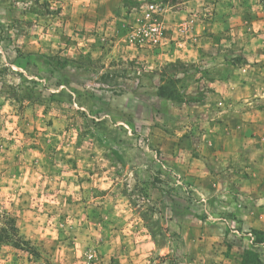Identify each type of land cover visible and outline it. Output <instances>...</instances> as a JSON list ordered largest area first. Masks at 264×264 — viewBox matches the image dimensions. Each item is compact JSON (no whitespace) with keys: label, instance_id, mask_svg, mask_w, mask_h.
Returning a JSON list of instances; mask_svg holds the SVG:
<instances>
[{"label":"rangeland","instance_id":"1","mask_svg":"<svg viewBox=\"0 0 264 264\" xmlns=\"http://www.w3.org/2000/svg\"><path fill=\"white\" fill-rule=\"evenodd\" d=\"M217 1L0 0V264H264V0Z\"/></svg>","mask_w":264,"mask_h":264},{"label":"built area","instance_id":"2","mask_svg":"<svg viewBox=\"0 0 264 264\" xmlns=\"http://www.w3.org/2000/svg\"><path fill=\"white\" fill-rule=\"evenodd\" d=\"M157 7L148 4L141 11V19L132 28L134 40L141 46L158 45L164 37V28L159 18Z\"/></svg>","mask_w":264,"mask_h":264},{"label":"crops","instance_id":"3","mask_svg":"<svg viewBox=\"0 0 264 264\" xmlns=\"http://www.w3.org/2000/svg\"><path fill=\"white\" fill-rule=\"evenodd\" d=\"M202 1V0H201ZM228 2H230V1H228ZM217 5H218V7L220 8V9H222V5H228V3L227 2H225V1H223V0H218L217 2ZM258 7V4L256 3V1H253V0H245V15H247V11L248 12H251V13H253L254 11H257V8ZM225 9H227L226 7H225ZM253 11V12H252ZM257 14H259L258 12H257ZM250 17H252V19L251 20H249L250 19ZM249 21H260L259 20V17L258 18H254L253 17V14L252 15H249ZM229 18H226V17H224L223 19H214L213 20V22H212V26H214V27H217V26H220V27H222V26H225V28L228 26V22H229ZM245 27H247V25L245 24ZM250 35V33H248L246 36L248 37ZM246 37V38H247ZM248 38H251V37H248ZM246 210V209H245ZM261 217H263L264 215H260ZM247 216H245V218H246ZM245 226L247 227V226H251V228H255V229H258V230H261V231H263L264 232V225L262 224V223H260L259 221H247L246 222V220H245ZM264 242H262L261 244H259V247H261V249H264ZM263 254V256H264V253H262ZM262 260L264 261V257L262 258Z\"/></svg>","mask_w":264,"mask_h":264},{"label":"trees","instance_id":"4","mask_svg":"<svg viewBox=\"0 0 264 264\" xmlns=\"http://www.w3.org/2000/svg\"><path fill=\"white\" fill-rule=\"evenodd\" d=\"M10 222H11V220H10ZM11 228H12L13 232H15V226H14V223H13V221H12ZM5 230H6V229H4V228H1V229H0V232H1V233H3V232H5ZM13 244H15V245L17 246V244H16L15 242H13Z\"/></svg>","mask_w":264,"mask_h":264}]
</instances>
